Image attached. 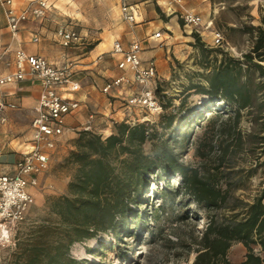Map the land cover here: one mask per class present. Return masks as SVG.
Returning <instances> with one entry per match:
<instances>
[{"label":"rangeland","instance_id":"1","mask_svg":"<svg viewBox=\"0 0 264 264\" xmlns=\"http://www.w3.org/2000/svg\"><path fill=\"white\" fill-rule=\"evenodd\" d=\"M50 2L52 8L54 4V12L44 18L42 25L47 27V41L59 47L60 64L71 62L75 69L78 60L100 39L123 30L117 0ZM157 2L158 0H150L154 10L158 8ZM160 6L161 9L156 11L157 19L168 20L163 6ZM188 7L202 15L205 20H213V27L224 36V45H205L210 38L202 37L190 28H184L178 17L181 27L178 36L172 39L171 36L162 34L164 41L168 40L167 46L162 49V55L155 57L159 59L157 93L164 101V110L158 115H149V120L145 121L158 130L160 140L170 142L176 147L180 161L197 165L200 162L196 150L198 143L204 138H213L216 143L220 139L221 131L225 130L222 128L229 113H223L211 126H206L211 113L205 111L211 108L212 102L218 103L219 99L190 89V86L207 85L206 75L222 59L234 58L244 61V55L251 50L258 35L252 27H264V0H188ZM149 20L150 18L146 21ZM62 26L73 28L80 39L70 46L62 45L56 36L57 29ZM201 31L206 35L209 30ZM170 34L173 35L172 31ZM196 37H199L204 46L196 41ZM146 39L147 37L144 41ZM248 73L253 78L257 77L256 80L262 79L253 69ZM112 93H104L89 108L90 113L95 116L93 132L101 135L103 139L115 131L116 122L125 121L131 125L144 122L138 119L145 113L138 108L127 109L124 100L112 96ZM101 99L107 104L110 103L105 112L100 110L103 106ZM115 100L118 101L116 109L113 108ZM219 106L222 108V105ZM118 110L121 112L116 115ZM200 112H204L206 117L190 123L192 126L184 131L186 137H178L177 142H174L175 139H169L172 130ZM215 113L216 111L212 114ZM168 116H173V121L170 127L165 128ZM241 125L247 127L245 119L241 121ZM82 126L80 123L76 124V127ZM80 130L82 129L66 131L61 136L50 158L48 169L40 176L38 186L32 190L33 199L27 219L18 224L10 242L0 243V264H23L26 250L42 237L50 244V254L55 253L52 244L55 245L57 239L59 222L51 209V201L54 197L70 195L69 183L75 174L76 165L69 156L76 148L75 140ZM143 148L146 154L151 153V141H147ZM249 160L243 159L242 162L248 165ZM114 162L117 164V159ZM142 180V185L138 186L133 182L134 185L127 189L124 203L119 207L122 212L117 213L119 222L122 216L125 217L128 224L127 233H122L119 224L116 232L98 231L91 238L76 241L67 250L63 248L60 264H69L71 258L75 259L77 264H191L192 255L186 245L182 244L189 241L191 234H198L205 228V217L196 210L194 203H189L183 195L175 193L176 182L180 181L179 175L166 171L146 174ZM246 184L250 185L254 193L262 188L264 166L257 168ZM166 187L170 193H165L162 198L161 190ZM237 194L246 196L243 191ZM236 246L239 245L233 247L234 253Z\"/></svg>","mask_w":264,"mask_h":264},{"label":"trees","instance_id":"2","mask_svg":"<svg viewBox=\"0 0 264 264\" xmlns=\"http://www.w3.org/2000/svg\"><path fill=\"white\" fill-rule=\"evenodd\" d=\"M157 5L160 10V4ZM252 28L258 35L251 50L244 55L245 62L222 59L206 75L207 85L190 86L219 99L205 111L211 113L206 126H211L223 113H229L222 128L225 130L216 143L213 138H204L198 143L199 164L180 161L176 147L160 140L158 130L147 121L133 125L116 122L115 131L105 139L93 131L80 130L76 148L69 156L76 165L69 183L70 195L54 197L51 201V209L59 222L57 239L52 244L55 253L50 254V244L42 237L26 250L23 264H60L63 248L67 250L72 243L91 238L98 231L116 232L119 224L122 233H127L125 217L119 222L117 215L122 212L119 207L124 203L127 189L133 182L142 185L146 174L166 171L179 175L175 193L194 203L207 221L201 232L191 234L189 241L182 244L192 255L191 264H264L259 254L264 252V186L254 193L246 184L257 168L264 166V159L261 160L264 155V27ZM195 39L204 46L199 37ZM251 69L262 79L253 78L248 73ZM161 101L165 106L162 98ZM203 113L194 114L172 130L169 139L177 142L178 137H186L184 131L196 119L206 117ZM166 119L165 128H168L173 116ZM243 119L247 122L246 128L241 125ZM147 141L152 143L149 154L143 148ZM247 158L250 163L244 165L242 161ZM239 191L246 196L238 195ZM161 193L164 198L165 193H170L169 188H163ZM236 243H242L246 249L241 263H233L228 258L229 249ZM68 263L77 264V261L71 258Z\"/></svg>","mask_w":264,"mask_h":264},{"label":"built area","instance_id":"3","mask_svg":"<svg viewBox=\"0 0 264 264\" xmlns=\"http://www.w3.org/2000/svg\"><path fill=\"white\" fill-rule=\"evenodd\" d=\"M168 15L177 14L185 26L201 35V30H209L212 35V45L222 47L224 36L213 27V20H205L202 15L187 6L186 0H158ZM4 8L7 26L15 34L20 26L30 18L44 19L50 10L48 0H28V3L18 9L15 0H0ZM120 13L124 20L134 23L137 20V5L131 0H120ZM60 43L70 46L80 39L79 34L69 27H59L56 31ZM151 37L161 39V31ZM39 40L38 35L33 41ZM141 40L132 39L125 46L120 40L113 44V52L121 55L117 67L122 73L107 82L102 91L109 93L112 88L118 89V95L123 96L127 109L138 108L145 113L138 120H149V115L163 112L164 106L157 93L158 67L153 58L144 60L141 57ZM28 65L30 74L40 81V95L34 108L31 120L33 128L32 146L15 162L14 168L2 171L0 168V243L10 242L18 224L27 219L33 199L32 190L38 186L40 176L48 169L50 158L61 136L75 128L67 125L66 117L74 115L81 109V101L74 96L81 89V84L73 79V63L66 62L56 65L42 55L30 54L23 49L15 53L16 70L0 75V87L7 83L23 79L24 65ZM132 88V92L124 96V87ZM6 107L15 108L14 103H6L4 94H0V116ZM4 121V117H2ZM95 116L89 113L82 130L93 131ZM2 148L0 146V154Z\"/></svg>","mask_w":264,"mask_h":264},{"label":"crops","instance_id":"4","mask_svg":"<svg viewBox=\"0 0 264 264\" xmlns=\"http://www.w3.org/2000/svg\"><path fill=\"white\" fill-rule=\"evenodd\" d=\"M51 7L46 16L53 14L54 4L48 0ZM137 5V20L134 23H129L124 20L120 13V0L118 3V12L121 20L123 21V30L115 31L99 42L90 50L85 56H82L74 69L73 79L81 84V89L74 93V96L81 101V109L74 115L66 117L67 125L76 127L77 123L83 125L90 113L89 108L91 104L104 95L102 88L104 85L111 81L113 78L118 77L122 71L117 67V62L121 55L113 52V44L116 40H120L123 45H127L132 39L141 40L142 51L141 57L144 60L153 58L158 67L159 57L163 54L162 49L167 46L168 40L165 39L164 46H160L161 39L151 37L154 33L160 31L159 28H165L166 31H161L162 34L174 39L178 36V31L181 30L178 23V15L172 14L166 16L168 20L157 19V9H153L150 0H131ZM205 1V0H202ZM188 6V0H186ZM28 0H15V6L22 9ZM161 9V6H160ZM164 9V8H163ZM157 11V12H156ZM164 11V10H163ZM198 13V12H197ZM46 18V17H45ZM150 20L147 22L146 20ZM154 18V19H153ZM44 19L30 18L25 21L17 33H13L7 26V20L4 8L0 5V75L14 72L15 67V53L18 49H23L30 54H39L47 58L49 61L56 65H60L59 47L47 41V27L42 25ZM144 21H146L144 23ZM184 28H190L183 24ZM193 30L192 28H190ZM173 33L171 35L170 33ZM195 31V30H194ZM170 32V33H169ZM201 32L202 37L210 38L205 45L212 44V35L210 31L208 34ZM39 36L37 42L33 41L34 35ZM122 35V36H121ZM205 35V36H204ZM46 36V37H45ZM144 41V38H146ZM164 37V36H163ZM154 41V43H152ZM148 49V50H147ZM25 75L23 79L16 80L12 83H7L0 87V94H4L6 103H14L15 108L6 107L0 116V146L2 153L0 154V168L2 171H9L14 168L15 162L20 156L28 151L32 146L33 128L31 120L34 116V108L38 102L40 95V81L39 79L30 74L28 65H24ZM132 88L124 87V96L132 92ZM111 95L122 99L123 96L118 95V89L112 88ZM100 110L105 112L108 110L110 103L107 104L105 100L101 99ZM114 101V109L116 103ZM118 110L117 114H120ZM4 117V121L2 120ZM71 131V130H68ZM235 248L234 253V246ZM231 246L228 252V258L233 263H241L245 260L246 249L242 243H236ZM233 252V253H232ZM264 258V252L259 253Z\"/></svg>","mask_w":264,"mask_h":264}]
</instances>
